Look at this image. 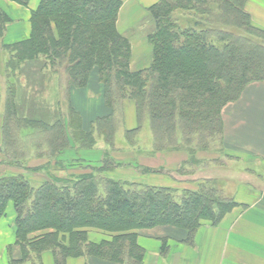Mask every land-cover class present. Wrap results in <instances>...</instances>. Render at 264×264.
Wrapping results in <instances>:
<instances>
[{
  "label": "trees",
  "instance_id": "1",
  "mask_svg": "<svg viewBox=\"0 0 264 264\" xmlns=\"http://www.w3.org/2000/svg\"><path fill=\"white\" fill-rule=\"evenodd\" d=\"M7 1L25 8L30 4V0ZM245 1L161 0L149 9L154 22L148 36L152 64L132 71L131 42L117 29L120 0H41L31 13L29 38L6 44L10 57L0 75L5 90L0 94L4 107L0 154L8 165L28 171L30 160H50L41 168L50 171L37 185L30 179L36 174L0 175V222L12 203L16 245L21 251L20 258H11L10 264H44L46 253L52 254L54 264L81 257L143 264L145 250L137 243L139 231L171 226L184 230L186 242L191 243L202 221L217 225L239 206L233 197L228 203L220 202L214 189L178 194L128 183L111 172L126 166L116 161V153L145 154L139 140L146 124L152 134L151 153L190 151L194 159L192 151L206 149L209 140L223 134V109L238 101L248 85L264 82V31L253 25ZM176 10L207 17L208 28L178 29L173 20ZM11 22L0 8V40ZM214 23L217 29L210 26ZM40 58L50 64H67L70 94L87 88L97 72L110 114L95 120L89 130L80 125L73 107L72 125L69 118L60 116L20 115L15 97L17 71L23 63ZM128 101L136 110L137 127L132 130L125 126ZM97 138L111 150L101 166H78L72 171L57 161L70 148L92 151ZM90 230L109 233L112 238L92 242Z\"/></svg>",
  "mask_w": 264,
  "mask_h": 264
},
{
  "label": "crops",
  "instance_id": "2",
  "mask_svg": "<svg viewBox=\"0 0 264 264\" xmlns=\"http://www.w3.org/2000/svg\"><path fill=\"white\" fill-rule=\"evenodd\" d=\"M120 1L122 7L117 21V29L120 35L131 42L132 71H140L148 68L152 64L153 58V48L148 41V36L152 31L141 34L140 25L144 19L148 18L149 9L161 0ZM40 2L41 0H30L29 6L25 8L7 0H0V5L8 8L5 11L12 19L7 28L6 44H13L29 38L31 13L38 8ZM245 11L250 15L253 25L264 30V0H248ZM78 92L77 90L72 92V103L80 115L82 112L87 114L88 127L83 126V128L89 130L95 120L107 117L110 110L104 102L101 86L97 91L92 86H88L86 95L92 100L94 109L86 110L77 105ZM4 93L5 90H3ZM82 95L84 97V94ZM101 103H104L106 108H103ZM124 113L127 129H135L137 127L135 105L132 102H126ZM222 119L224 150L230 155L244 160L260 158L261 164L264 166V82L248 85L238 101L228 104L223 109ZM109 150L110 148L103 139L97 138V144L92 151L79 152L70 148L61 152L57 161L66 167H99L104 161L105 153ZM1 155L0 175L6 171L24 174L25 170L22 172L20 169L12 168L6 162L5 157ZM114 156H117L115 157L116 161L121 164H129L132 162L127 160H135L134 158H125L126 154L116 153ZM184 156L181 153L156 154L148 159H138V164L143 169L164 168L171 172L188 162L187 155ZM48 162H50L49 159H33L28 163L27 168H43L48 165ZM117 171L111 175L118 179H124L119 176ZM45 177L44 172L39 175L40 180H44ZM138 182L144 183L141 180ZM154 182L153 184L156 186L167 185L166 181L164 180L162 183L161 179ZM235 196L239 206L228 213L217 225L203 222L191 243L186 242L188 237L184 230L171 226L139 231L137 243L145 250L143 264H264V207L253 202H246L240 191ZM15 219L14 206L10 203L6 215L0 222V264H10L11 258L19 259L21 256L20 248L16 245ZM9 248L12 249L11 254ZM43 262L44 264H54L52 254L46 253ZM68 264L115 263L81 257L70 260Z\"/></svg>",
  "mask_w": 264,
  "mask_h": 264
},
{
  "label": "rangeland",
  "instance_id": "3",
  "mask_svg": "<svg viewBox=\"0 0 264 264\" xmlns=\"http://www.w3.org/2000/svg\"><path fill=\"white\" fill-rule=\"evenodd\" d=\"M247 1H245V5ZM0 8L3 10L8 9L1 5ZM212 8L216 9L215 6H212ZM206 18L207 17H200L199 14L193 11L183 10H176L173 15L174 23L180 30H186L189 28H196L198 30L207 29L209 25L204 22ZM210 26H213V28L217 29L218 24L214 23ZM256 28L264 31L261 28ZM153 29L154 22L151 19L149 13L148 18L144 19L141 22L140 33L146 34L148 31H153ZM228 30H232V28H228ZM136 33L139 34L137 31ZM235 33H238V31L235 30ZM6 34L7 32H4V36L0 40V75L5 65L4 61L8 60L10 57V52L8 49H6ZM66 65L67 64H50L44 58L34 60L33 62L23 63L21 65L20 71H17L15 80L17 83V90L15 92L16 105L18 107L20 115H23L22 113H24V117L32 118V116H34L33 114L36 113L39 118L44 116L47 119H52L54 117L60 116L62 119L63 117L66 119L69 118L70 124L72 125L71 114L73 107V111L76 113V115L79 116V123H81L80 125L88 127L89 118L87 114H83L82 112V115H80V113L78 112V110H76L72 103V91L70 94L69 90L67 89V76L65 74ZM96 74L97 72H94L92 74L88 86H92V88L97 91L100 86L102 87V84L99 81L98 74ZM3 88L4 83L0 82V94L3 93ZM77 91H79V95H77L78 104L77 102L76 104L86 110L94 109L95 106L93 105L92 100L89 99L86 95L88 87L78 89ZM82 94H84V97ZM70 102L72 105L71 107ZM2 105L3 103L0 102V107L3 108L2 110H0V114H2L4 110V107ZM101 105L103 106V108L105 107L104 103H101ZM53 121L55 122V120ZM54 122H52V124H54ZM125 126L127 127L126 120ZM120 139L121 134L118 138V141L121 143ZM9 141L11 143L10 139ZM139 141L140 146L141 148H143L145 154L133 153L129 151L118 153L121 155L126 154L125 158L135 159L133 161L127 160L132 163H127L125 164L126 166H124L123 164L122 166L124 167L117 168L113 171L115 172L118 170L117 173L120 174L119 176L121 178H124L120 180L126 181L128 183H137L142 186L166 188L178 194H183L185 192L197 193L202 190L204 192H209L211 189H214L215 191L217 190L216 192L218 194V200H220V202L224 201L225 203L230 202L229 198L232 197L237 203L235 194L240 191L244 195V200L246 202H253L256 205L260 204L262 207H264V166L261 164L260 158H250L244 160L234 155H230V153L224 150L222 135H217L213 139L209 140L206 149L197 152L192 151L196 156V159H190V151L160 153L162 155L181 153V155H187L188 162L182 164V166H180L176 171L170 172L166 171V169L164 168H158L155 170L156 172H150L147 174L143 173V168H140L138 159H148L156 155L155 153H151L150 151V144L152 145V134L150 132L148 124H146L143 128L140 134ZM30 144H32V142ZM26 155L27 152H25L23 156ZM18 156H21V152L18 153ZM117 156L122 157L120 155ZM134 162L136 164H133ZM12 168H17L21 171L25 170L24 168H18L17 165L14 164H12ZM50 168H52V165L50 166ZM65 168L72 171L74 169L73 166H68ZM35 169L42 170L41 168ZM48 171H50V169ZM48 171L42 172L46 174ZM177 171L178 173H176ZM42 172H34V169L31 168L29 171L25 170L24 173L25 175H30V173L36 174L33 178L30 179L37 185L38 183L42 182L38 176L40 174H43ZM216 176L218 177V179H215L217 178ZM134 179L141 180L144 183L138 182V180L135 181ZM160 179L163 180L162 183H164L165 180L167 185L165 184L162 186H156L153 184L155 183L154 181ZM213 211L217 212V207H215ZM88 236V239L90 238V240L95 243H100L104 240L110 241L112 238L111 234L99 230H90Z\"/></svg>",
  "mask_w": 264,
  "mask_h": 264
}]
</instances>
